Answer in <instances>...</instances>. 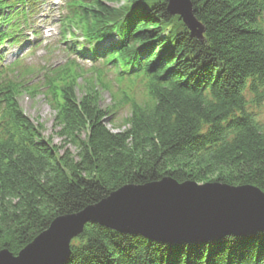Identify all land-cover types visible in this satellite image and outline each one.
Here are the masks:
<instances>
[{"label":"trees","instance_id":"1","mask_svg":"<svg viewBox=\"0 0 264 264\" xmlns=\"http://www.w3.org/2000/svg\"><path fill=\"white\" fill-rule=\"evenodd\" d=\"M189 1L200 39L167 0H62L61 45L98 66L78 85L69 60L36 88L41 72L2 64L1 46L20 43L44 0H0V251L16 256L54 218L126 184L170 177L264 193V120L246 109V94L264 102V0ZM38 89L60 145L19 106ZM62 264H264V230L174 243L87 222Z\"/></svg>","mask_w":264,"mask_h":264},{"label":"water","instance_id":"2","mask_svg":"<svg viewBox=\"0 0 264 264\" xmlns=\"http://www.w3.org/2000/svg\"><path fill=\"white\" fill-rule=\"evenodd\" d=\"M167 11L201 38L203 28L189 0H167ZM87 222L162 242L241 236L264 230V193L252 185L178 182L170 177L126 184L76 213L54 218L16 256L0 251V264H62L70 242Z\"/></svg>","mask_w":264,"mask_h":264},{"label":"rangeland","instance_id":"3","mask_svg":"<svg viewBox=\"0 0 264 264\" xmlns=\"http://www.w3.org/2000/svg\"><path fill=\"white\" fill-rule=\"evenodd\" d=\"M59 3V4H57ZM61 0H44L40 10H38L37 15L33 17L31 21V29L26 30L24 33V38L20 43L16 44H7L4 43L1 46L2 50V64H8L14 60L21 58L22 67H32L39 70L36 74L30 77V82L35 84L36 88H39V79H41V74L51 68L60 67L66 63H69V60H73L77 64L75 70L82 72V77L76 81L78 85L83 84V79L86 76H90V68L95 64L89 62L88 60H83L79 56L72 54L70 51L65 49L64 45H61V36L59 30L58 19L62 14L61 9ZM36 29L38 35H33L34 39L32 40V31ZM26 35V38H25ZM78 42H81V39H78ZM37 41V45H33ZM96 66V65H95ZM81 87H78L77 94L81 95L82 91H79ZM247 105L246 109L248 112L252 113L255 118L259 120H264V102L260 104H254L250 102L249 95L246 94ZM18 103L24 114L33 121L35 125L39 124L42 134L45 137L51 136L52 141L55 144H61V140L54 135V119L55 112L46 101L44 94L38 90H34L33 93L29 94L23 92L18 97ZM111 104V96L108 92L103 91L101 95V106L105 107ZM128 107L123 108L120 113L116 116V122H120L122 125L123 120L127 115ZM115 120V118H114ZM120 120V121H119Z\"/></svg>","mask_w":264,"mask_h":264}]
</instances>
